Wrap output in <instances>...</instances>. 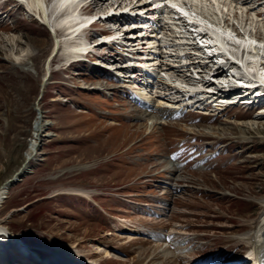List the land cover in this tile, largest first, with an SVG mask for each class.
Masks as SVG:
<instances>
[{"label": "rangeland", "instance_id": "obj_1", "mask_svg": "<svg viewBox=\"0 0 264 264\" xmlns=\"http://www.w3.org/2000/svg\"><path fill=\"white\" fill-rule=\"evenodd\" d=\"M49 1L50 12L54 1ZM112 1L95 0L80 12L106 10ZM130 1L138 4L118 0L112 13L137 15L141 10L121 8ZM234 6L228 5L229 12L243 17V8ZM32 15L18 0H0V231L5 234L0 242L11 254L18 255L26 243L54 264H224L254 249L249 238H255L264 212V101L257 100L260 108L214 104L209 110L186 109L162 123H130L139 111L121 93V83L91 64L102 57L116 61L112 49L118 45L101 44L88 61L67 65L80 56L66 60L67 31L61 26L53 34ZM249 17L261 33L264 19ZM115 18L93 22L95 27L70 43L83 38L89 48L97 40L115 39L110 26L119 27L122 44L138 43L139 38L129 39L139 35L131 30L135 19ZM164 32L172 34L169 27ZM55 38L60 43L53 55ZM114 72L128 83L125 73ZM160 72L175 73L163 67ZM148 90L157 103L182 104V97L175 104L173 96L163 98L160 93L168 90L155 79ZM38 124L41 136L32 149ZM169 155L179 165L164 160Z\"/></svg>", "mask_w": 264, "mask_h": 264}, {"label": "bare ground", "instance_id": "obj_2", "mask_svg": "<svg viewBox=\"0 0 264 264\" xmlns=\"http://www.w3.org/2000/svg\"><path fill=\"white\" fill-rule=\"evenodd\" d=\"M18 1L24 3L26 7H28V9L33 13V15L35 14L39 20L45 22L48 26H50L51 32L53 34L55 32H58L61 26H63V30L67 31V37L64 38L63 41V51L66 53V60L76 56L77 53L81 55V53L87 50L88 43L85 42L83 38H81V40L79 39L77 43H70L72 39L76 40V35L80 33V31H82L86 25L91 23L93 19H95V17L93 16H82V14L79 13V7L84 3L85 0H53L54 4L51 6L52 9L50 12L49 6L50 2L52 1ZM117 1L118 0L108 3V5L106 6V10L103 11L101 16L104 17L105 15L112 14L111 9L112 7L113 9H116L117 6L114 7V4ZM147 1H150V4H153V7H155L153 9V14L150 16L154 21L158 17H156L155 14H157L159 10L162 11L163 7L167 9L166 15L162 16L161 23H169L167 27L173 29L171 30L172 36L176 38V40L173 42V45H175L176 47H172L170 45V42L172 41L167 36H170L171 34H162L161 31H157L158 27H156V25L154 26L151 22L150 24L143 26V33L141 32L139 35L134 37V39H136L138 36L143 35V44H147V46L140 47L143 48V52L141 51V56L138 57L139 59L135 58V62H138L139 60V66L142 67L139 68V71L142 72L143 76H146V78L142 76L144 82L138 79L137 75L134 74L133 76L128 74L131 71H129V68H132L134 66L127 65L126 67L125 65H119L118 67L113 65L111 66V64L109 65V67H113L115 71L119 73H125L126 75H124V78H127V80H129L127 82L130 85H140L136 88L133 87L135 88L134 90L137 91L136 94H138L134 96H139L141 101L152 105L153 108L156 109L155 112H148L147 108L141 110L140 115H137V117L157 120L158 116H156V114L158 112H163L164 114V112H166L167 110H171L173 111L172 113H179L183 106L194 107L196 102H199L198 104H206L207 102L212 101V98L216 96L214 94L215 91L219 94L222 93V95L218 96L220 98L219 101L214 99V104L217 107L225 106V104L227 103H232L236 99L242 98L237 97L236 94L226 96L225 94L229 91V87H238L240 88V90H243L242 95L245 96V103H254L257 102V100L261 102L264 100L263 94L260 91L264 87V21H261V19H264V13H262L264 12V9L255 13L252 12L254 11V9H256V7L261 5L264 6V0H146L144 2ZM144 2H142L141 0L138 2V0H136V3H139L141 6H143V8V4L146 5V3ZM131 3L132 2L130 1L128 2V4H124V7L121 8L127 7V9L125 10L127 11L128 9H130V12L132 10H138V8L136 7L138 4L134 5V3ZM245 4H247L248 6H246ZM228 5L230 7L235 5L234 7L237 6V8H243L244 16L242 17L243 13H241V19H238V14H236V12L233 13L234 15L229 12V9L227 8ZM134 6L136 9H133ZM113 14H115L119 18L132 16L130 18L135 19L134 17L138 16L137 13V15H124L117 14L116 12H114ZM226 14H229V18L236 20L237 27L234 25V23L229 24L226 22L225 24V21L230 20L225 16ZM54 15L56 16L54 17ZM249 15L254 16V18L257 17L258 19H260V21L262 22V28L260 30L261 33H258V31L255 30V28H257V25L254 24V19H251V22L249 21ZM51 20L52 24H50ZM108 20L111 21L112 18L111 20ZM98 22H101V20L98 19ZM142 23H148V19L145 18L142 21H139L138 25L142 26ZM138 25L134 24L132 27L137 28L139 27ZM160 25L161 24H159V26ZM89 26H91V24ZM1 28L4 27L2 26ZM102 31L103 29L100 32ZM147 31H149V33H147ZM118 34H121L119 33V27H115L114 35H110V37L114 36L115 39L110 40L105 39L106 37H104L105 40L103 41V44L109 43L111 45L112 42H116L112 40H118L120 38V35ZM257 36L259 37L257 38ZM196 39L200 42V47L194 46ZM11 41L16 44L18 39L12 37ZM140 41L142 42V40ZM54 42L55 46L53 48V51L56 52L58 51L60 41L56 39ZM118 42L120 43V41ZM160 42L162 43V47L164 49L163 53L162 51L159 52L157 50L160 47ZM136 44L134 42H131V45H129V47H133L130 49V52L128 51L127 53L133 52L135 54L136 50L134 49V45ZM122 45L126 46L125 44ZM190 49L198 51L196 53L198 54V58H200V61L202 62H204V59H206L207 61L209 58L204 56V52L207 51L210 55H212V58L215 59L217 63L224 61L225 58H229L233 59L237 64L235 66L229 65L226 68L225 74H221L220 70H218L220 74L216 72L217 75H215L213 74L215 73V71H211L213 69L212 67L214 66L211 65L210 69L208 68V66H206L208 70L203 71L202 73L198 70H201V68L203 69L204 67H201L197 62L198 65L193 66L194 68H196V70L189 73V60L184 58V55L188 52H191ZM119 50H121L122 52L124 49L119 48ZM149 53L151 56H148ZM161 53L163 54V56L160 55V59L158 58V54ZM183 53L185 54L181 56V54ZM123 55L125 56V53ZM148 60L152 61L153 63H148ZM194 62H192V64ZM175 65L183 68H181V70H173V66ZM47 67H49L48 64ZM161 67L167 70L172 69V71L176 74H170V76L166 73L162 74L160 72ZM186 72H188L189 74H187ZM194 78L196 79L194 80ZM154 79L155 81L164 84L168 90L167 93H160L163 98L170 99V96H173L171 97L173 100L171 101V103L175 104L176 102L174 101L178 100L177 98L182 97V99L180 100L182 104L162 105L161 102L155 103L156 100L151 99V96L153 95L152 90H148L150 84L153 85ZM256 97L258 99H253ZM141 106L145 107V105L143 104ZM40 127L41 126L38 124L35 140L31 145L32 149L35 148L37 140L41 136L39 132ZM43 136H50V133L44 134ZM254 224L256 225L255 222ZM258 224V227L255 230L254 234L255 238H249L252 239L254 249L252 246L251 252L249 251L247 253L246 258H253L254 264H264V252L261 253L258 249L259 247L264 248V243H262L264 240V212L262 221H260V223ZM261 226L263 227L261 228ZM46 262H49V260L46 259ZM56 263L68 264L67 262L62 260H58V262L56 261ZM52 264H54V262H52Z\"/></svg>", "mask_w": 264, "mask_h": 264}]
</instances>
